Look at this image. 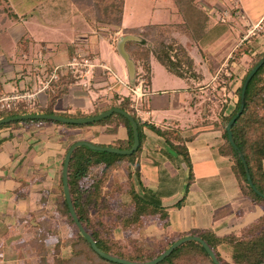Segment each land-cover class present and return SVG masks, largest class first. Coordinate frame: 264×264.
<instances>
[{
    "label": "trees",
    "instance_id": "obj_1",
    "mask_svg": "<svg viewBox=\"0 0 264 264\" xmlns=\"http://www.w3.org/2000/svg\"><path fill=\"white\" fill-rule=\"evenodd\" d=\"M176 12L181 20L174 23H146L122 28L124 39L117 50L125 58L126 63L133 64L135 77L145 85L151 81V57L154 56L170 72L188 77L186 71L194 73L196 58L191 52V44L205 43L210 33L212 21L210 14L198 3V0H174ZM125 0H54L40 3L25 16L37 15L38 18L60 17L69 7L82 14L92 25L98 22L119 27L122 23ZM61 13V14H59ZM56 18V19H58ZM221 23L218 22L217 28ZM226 26H222L225 28ZM216 28V27H215ZM20 43L24 50L28 48V38L22 35ZM26 45V46H25ZM253 47L245 40L235 50L236 55L251 53ZM72 52V50H70ZM72 54V53H71ZM264 54V49L254 52L249 65L235 87L236 100L229 110L227 103L223 104L217 119L212 126L222 133V140L216 146L219 153L228 157L232 170L237 178L240 189L252 202L262 208V212L250 223L238 231L217 235L211 229H192L186 233L202 237L214 251L221 264H264V196L257 194L246 179L243 163L227 137L226 123L237 111L240 103V91L243 80L251 68ZM140 67V70H138ZM213 70V68H211ZM210 69V70H211ZM208 72L209 68H208ZM63 74L52 83L48 89L47 104L44 107H32L23 101L10 108L0 109V117L27 112L56 113L62 116L81 117L97 114L112 106H119L129 111L137 122L139 144L131 153H117L97 150L87 145L76 146L68 164V185L73 207L84 228L94 238L102 250L130 260L144 261L159 255L176 238L172 236L156 237L151 244L142 243L140 237L131 232L141 229L149 218L161 221L165 227L168 224V206L163 200L164 193L142 184L137 159L146 139L145 128L154 131L161 143L160 151L177 161L180 167L185 165V190L193 178L192 165L186 141L193 134H186L178 125L155 126L147 120H142L131 106V95L122 96L118 100L115 94L113 100L101 107H96L87 113H66L56 111L53 105L57 97L65 89L59 87L63 82ZM70 79H76L71 74H65ZM236 78V73L228 77L229 84ZM118 120L126 127V138L109 142V146L129 148L133 143L132 124L119 112H112L99 120L86 123H71L51 118H23L0 123V127L12 122L21 121H52L66 127L83 126L94 123H110L115 125ZM234 141L243 153L254 185L264 193V62L250 78L246 91L245 103L241 113L231 125ZM113 131V127L108 128ZM74 142V141H72ZM71 142V143H72ZM70 143V144H71ZM67 146V148L70 146ZM66 148V150H67ZM102 164L98 169L96 165ZM125 168V176L118 173ZM138 178L139 186L135 183ZM59 193L54 199L41 202L29 216L31 226L36 235L25 238L19 244H28L35 252L34 264H123L109 260L98 254L77 228L67 206L60 180ZM183 196L176 204H181ZM33 228V229H34ZM116 229L126 234L128 243L116 235ZM68 231L67 237L71 254L63 252L62 231ZM133 235H131V234ZM47 236H55L48 244ZM178 237V238H179ZM51 246V248H49ZM224 246V247H223ZM155 264H215L202 243L189 239L174 247Z\"/></svg>",
    "mask_w": 264,
    "mask_h": 264
},
{
    "label": "crops",
    "instance_id": "obj_2",
    "mask_svg": "<svg viewBox=\"0 0 264 264\" xmlns=\"http://www.w3.org/2000/svg\"><path fill=\"white\" fill-rule=\"evenodd\" d=\"M218 1L208 0L204 2V6L208 8V5ZM235 2L240 9V0ZM174 11L177 18L178 13ZM63 14L57 20L50 17L40 19L37 15L28 16L44 25L65 26L72 37L65 44H48L41 39V45L34 48L36 38L22 34L28 38V48L24 50L22 47L24 58L19 56L8 61L2 59L0 94L19 89H37L41 81L40 73L49 72L53 66L66 63L73 52L88 55L94 62H105L111 71L100 66L93 67L87 75L90 83L87 86L83 85L81 78L73 80L63 74V82L60 83L59 80V87H64L65 90L57 97L53 108L66 113H87L110 103L115 94L118 100L122 96L131 95V103L144 112L143 120L150 121L155 126L178 125L186 134H193L186 141L193 178L185 190V165L179 167L177 161L160 151L163 145L158 135L150 129H144L146 139L136 162L140 171L139 179L143 185L164 193L163 200L168 206L167 226L164 227L158 219L149 218L143 226L145 234L166 232V236L178 238L180 233L192 229H211L217 235H223L238 231L253 221L262 212V208L260 210V205L244 195L228 157L218 152L216 146L222 140V133L198 112L196 104L199 102L193 100L191 84L197 82L186 77L183 84L171 86L170 89L156 86L150 64L151 81L145 85L140 79H136L133 64L126 63L116 48L124 38L122 28L127 27L123 16L121 25L114 27L102 22L92 25L73 7H69ZM81 17L85 18L82 22ZM21 37L17 39L15 46L19 45ZM35 50L39 52L34 54ZM35 55L37 58H34ZM8 68L11 70L6 72ZM120 69L124 77L119 74ZM198 71L204 73L203 69ZM114 76L117 81H114ZM52 83L48 88L38 91L30 104L32 107L41 108L47 104V90L52 88ZM237 84V81L232 82L234 88ZM124 86L125 91L122 89ZM132 89H136L138 94L133 93ZM234 101L235 98L227 105L229 110L234 106ZM111 127L113 131H108ZM124 138L126 127L119 120L116 125L107 122L66 127L52 121H18L1 126L0 260H16V247L24 240L27 230V226L18 222V219L31 215L41 202L58 195L64 155L72 141L83 139L108 145L109 142L122 141ZM101 166L102 164L96 165L95 169ZM118 173L124 177L125 168L122 166ZM134 178L139 186L138 178ZM182 196V203L176 204ZM256 211L258 214L254 218L252 214ZM116 235L124 243H128L126 234L120 229H116Z\"/></svg>",
    "mask_w": 264,
    "mask_h": 264
},
{
    "label": "rangeland",
    "instance_id": "obj_3",
    "mask_svg": "<svg viewBox=\"0 0 264 264\" xmlns=\"http://www.w3.org/2000/svg\"><path fill=\"white\" fill-rule=\"evenodd\" d=\"M43 1L45 0H0V65L2 64L1 61L3 58L7 61L11 58L16 59L19 56L24 58L21 52V43L15 46L17 39L22 34L32 35L36 38L37 41L33 44L34 48L39 44L41 45V39L46 40L48 44H65L66 41L71 39L72 34L67 31L65 26L54 27L44 25L43 23L37 22L34 18L30 19L28 16H25L28 11L33 10L36 5L43 3ZM46 1L50 2L54 0ZM204 2H208V0H198V3L210 14L212 27L210 33L206 36L205 43L199 45L195 42L191 44L190 50L196 58L192 69L195 71L192 74L186 71V74L193 81L195 80L197 82H192L191 84L193 86V100L199 102L196 104L199 109L198 112L200 111L201 116L207 118V121L210 120L212 123L213 120L217 119L218 113L224 103L228 105L233 98L236 100L237 95L234 86L232 84L228 85V77L230 74L236 73L234 81H237V83L240 82L254 52H260L264 49V0H240V9H238L235 0H220L215 4H206L208 8L204 6ZM174 10H176L174 0H125L123 18L127 27L146 23H176L181 20V17L178 14L177 20ZM56 18L50 17L52 20ZM24 19L27 20L24 21ZM84 20L85 18L83 19L81 17L80 22ZM218 22L221 23L220 28H217ZM222 26L226 27L222 28ZM121 32L123 31L121 30ZM122 37L123 35H121ZM244 40L254 50L251 53L236 55L235 50ZM38 52L39 50H35L34 54ZM73 54H76V52H73ZM36 56L34 58H37ZM151 64L156 86L170 89L171 86L184 83L183 77L170 72L154 56L151 57ZM208 68L210 72H208ZM198 69H203L204 73L201 74ZM9 70L11 69L8 68L6 72ZM45 72L40 73L41 80L45 78ZM119 74L124 77L121 69ZM10 75L14 76L11 73ZM198 76L200 77L198 78ZM113 79L117 81L115 76ZM122 89L125 91V86ZM189 95L191 96V94ZM194 115L197 116V114ZM202 160L209 161L204 158ZM257 214L258 211L252 214V216L255 218ZM18 216H20L19 212ZM29 216L30 214L18 219V222H22L27 226L24 239L36 235V232H34L35 228L29 222ZM124 233L128 234V232ZM131 233L140 237L143 240L141 242L148 245L151 244L157 235L166 237L167 234L166 232L155 235L145 234L144 227ZM62 235L64 236L62 243L63 253L69 255L72 252L67 239L69 232L63 230ZM2 239L4 241L6 240L5 238ZM54 240L55 236H47L45 238V242L48 244H52L50 242ZM15 254H17L16 260H0V264H34L36 262L35 252L28 244H23L21 249L17 246Z\"/></svg>",
    "mask_w": 264,
    "mask_h": 264
},
{
    "label": "water",
    "instance_id": "obj_4",
    "mask_svg": "<svg viewBox=\"0 0 264 264\" xmlns=\"http://www.w3.org/2000/svg\"><path fill=\"white\" fill-rule=\"evenodd\" d=\"M264 62V54L262 55V57L258 60V62L251 68V70L247 73V75L245 76L243 83H242V87H241V91H240V103H239V107L237 109V111L231 116V118L227 121L226 123V131H227V137L229 142L232 144V146L237 150V153L243 163L244 166V170H245V175H246V179L248 181V183L250 184V186L253 188V190L261 195L264 196V193H262L253 183L252 179H251V175L249 173V169L246 163V160L244 158L243 153L238 149V146L236 145L234 138H233V134H232V130H231V125L234 122V120L236 119V117L241 113L243 107H244V103H245V91H246V87L247 84L250 80V78L252 77V75L254 74V72L258 69V67ZM119 112L121 114H123L124 116H126L129 121L132 124V130H133V143L131 145V147L129 148H119L117 146H109V145H100V144H95L91 141L88 140H83V139H79V140H75L74 142H72L70 144V146L67 148L66 153L64 155V159H63V164H62V186H63V193H64V197L65 200L67 202V206L69 208V212L77 226V228L79 229V231L82 233V235L85 237V239L87 241L90 242L92 248L101 256L115 261V262H119V263H123V264H155L156 262L160 261L162 258H164L167 254L170 253V251L176 247L177 245H179L180 243H182L183 241L189 240V239H194L197 240L199 242L202 243L203 247L205 248V250L207 251V253L211 256V258L213 259L215 264H221L220 261L218 260V258L216 257L214 251L212 250V248L208 245V243L199 235H195V234H186L183 235L177 239H175L165 250H163L159 255L148 259V260H144V261H135V260H130L127 258H123L111 253H108L104 250H102L101 248H99L94 240V238L90 235V233L84 228V226L82 225L81 221L79 220L77 213L73 207L72 204V200H71V195H70V190H69V185H68V164H69V160H70V156L71 153L73 151V149L78 146V145H87L90 148L93 149H97V150H105V151H112V152H117V153H131L133 152L138 144H139V135H138V129H137V122L134 119L133 115L127 111L122 109L119 106H112L106 110H103L97 114H92V115H87V116H81V117H69V116H62L56 113H46V112H27V113H22V114H16V115H9V116H5V117H0V123L3 122H8L11 120H16V119H23V118H51L54 120H60L63 122H71V123H86V122H92V121H96L99 120L105 116L110 115L112 112Z\"/></svg>",
    "mask_w": 264,
    "mask_h": 264
},
{
    "label": "built area",
    "instance_id": "obj_5",
    "mask_svg": "<svg viewBox=\"0 0 264 264\" xmlns=\"http://www.w3.org/2000/svg\"><path fill=\"white\" fill-rule=\"evenodd\" d=\"M95 66H100L111 71L110 67L105 62H94L88 57V55H80L78 53L73 54L66 63L53 66L51 70L45 74V78L40 81L41 84L37 89L2 93L0 95V109L10 108L20 101H23L26 104H31L37 96L38 91L48 88L51 83L58 80L62 74H71L74 77H79L83 80V85L87 86L90 84L87 75ZM132 91L133 93L138 94L136 89H132ZM131 106L135 109L137 115L143 120L145 117L144 112L133 103H131Z\"/></svg>",
    "mask_w": 264,
    "mask_h": 264
}]
</instances>
